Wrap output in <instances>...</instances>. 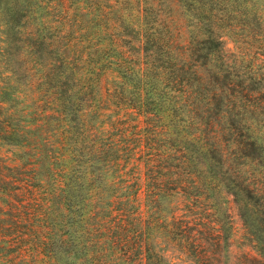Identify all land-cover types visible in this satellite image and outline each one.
<instances>
[{
	"label": "trees",
	"instance_id": "trees-1",
	"mask_svg": "<svg viewBox=\"0 0 264 264\" xmlns=\"http://www.w3.org/2000/svg\"><path fill=\"white\" fill-rule=\"evenodd\" d=\"M83 1L0 0V264H264V14Z\"/></svg>",
	"mask_w": 264,
	"mask_h": 264
},
{
	"label": "rangeland",
	"instance_id": "rangeland-1",
	"mask_svg": "<svg viewBox=\"0 0 264 264\" xmlns=\"http://www.w3.org/2000/svg\"><path fill=\"white\" fill-rule=\"evenodd\" d=\"M252 4L255 5V8L260 10L262 14H264V0H252ZM84 8H87V0L83 1V5ZM251 9V7H250ZM86 11V10H84ZM259 32H264V28H262L261 30H259ZM86 33V32H85ZM264 34V33H263ZM259 132H260V136H264V122L259 126ZM173 203L169 200V199H164L161 202V206H162V211L166 214H169L171 212V208L173 207ZM160 243H162L160 246L161 250L164 252V254L168 257H170L173 261V263L176 264H185V260H181V259H177L178 257H180V255H178V253H175L173 251H171V249L163 242L160 241ZM174 256V257H172Z\"/></svg>",
	"mask_w": 264,
	"mask_h": 264
}]
</instances>
